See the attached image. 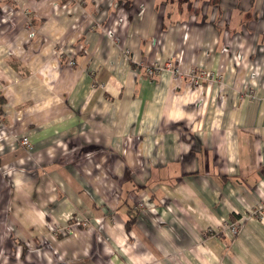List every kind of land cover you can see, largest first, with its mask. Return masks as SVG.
I'll return each instance as SVG.
<instances>
[{
    "label": "crops",
    "instance_id": "crops-1",
    "mask_svg": "<svg viewBox=\"0 0 264 264\" xmlns=\"http://www.w3.org/2000/svg\"><path fill=\"white\" fill-rule=\"evenodd\" d=\"M262 204L264 0H0V264H264Z\"/></svg>",
    "mask_w": 264,
    "mask_h": 264
},
{
    "label": "built area",
    "instance_id": "built-area-1",
    "mask_svg": "<svg viewBox=\"0 0 264 264\" xmlns=\"http://www.w3.org/2000/svg\"><path fill=\"white\" fill-rule=\"evenodd\" d=\"M121 22V20H118L117 23L119 24ZM110 34V37L112 38V40L114 42H118L119 40L112 34V31L109 32ZM34 34L31 33L30 36H33ZM160 68H156V67H153L151 69H147L146 73L148 76H153L155 74V72H157ZM167 69L170 70V73L172 75V78L173 79H180V77L182 76L181 72L178 70V68H175L173 67L172 63H168L167 64ZM198 74V75H196ZM188 78L190 79L191 83H192V86H194L195 88H200L202 86H200L202 83L203 80H212L214 78L213 75L211 74H207L205 72H197V73H194L193 71H191L188 75ZM20 144L23 146V147H26L27 149L30 147L29 145V141L27 138H22L20 140ZM139 207H142L143 205L140 203L138 204ZM251 217H254L256 220H258L259 222L263 223L264 222V204L261 205V207L259 208H256V209H253L250 211V214ZM248 217V216H247ZM226 230L227 232L231 235V236H236L239 232V225H238V222H233L231 224H226ZM58 233H61V230L60 229H57L55 232H54V236H57Z\"/></svg>",
    "mask_w": 264,
    "mask_h": 264
},
{
    "label": "trees",
    "instance_id": "trees-1",
    "mask_svg": "<svg viewBox=\"0 0 264 264\" xmlns=\"http://www.w3.org/2000/svg\"><path fill=\"white\" fill-rule=\"evenodd\" d=\"M133 221H134V219H131V221L127 222L128 227H129V224H132V223H133ZM128 227H127V228H128Z\"/></svg>",
    "mask_w": 264,
    "mask_h": 264
},
{
    "label": "rangeland",
    "instance_id": "rangeland-1",
    "mask_svg": "<svg viewBox=\"0 0 264 264\" xmlns=\"http://www.w3.org/2000/svg\"><path fill=\"white\" fill-rule=\"evenodd\" d=\"M193 72H194V73H197L196 71H193ZM196 75H198V74H196ZM200 86H202V84H201ZM193 87H194V86H193ZM194 88H195V87H194ZM58 234H59V233H58ZM58 234H57V235H58Z\"/></svg>",
    "mask_w": 264,
    "mask_h": 264
}]
</instances>
